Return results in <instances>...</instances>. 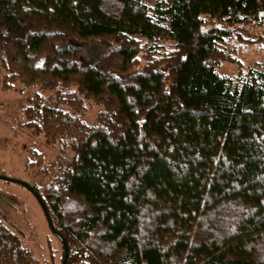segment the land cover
Returning a JSON list of instances; mask_svg holds the SVG:
<instances>
[{
	"label": "trees",
	"instance_id": "16d2710c",
	"mask_svg": "<svg viewBox=\"0 0 264 264\" xmlns=\"http://www.w3.org/2000/svg\"><path fill=\"white\" fill-rule=\"evenodd\" d=\"M259 11L0 0V85L36 86L20 125L54 147L44 162L26 146L48 176L23 181L55 216L65 264H264V62L243 69L225 47ZM28 237L0 208V264L48 261Z\"/></svg>",
	"mask_w": 264,
	"mask_h": 264
},
{
	"label": "rangeland",
	"instance_id": "374dc122",
	"mask_svg": "<svg viewBox=\"0 0 264 264\" xmlns=\"http://www.w3.org/2000/svg\"><path fill=\"white\" fill-rule=\"evenodd\" d=\"M263 17L264 13L260 18ZM234 31L239 33H235L236 37L228 39L225 47L227 52L241 63L243 69L264 62V22L253 20L236 27ZM236 69L233 63H223V71L233 73ZM22 85L18 82L9 88H2L0 85V174L4 173L10 178L26 180L40 187L48 174L40 173L36 166H25L26 146H35L41 151L44 162L52 159L54 147L51 143L43 142L40 136L33 135L28 128L20 125V102L28 93L36 89L35 85ZM93 111L94 108L89 111V118L92 117ZM0 192L4 197L12 194L18 200L5 210L10 219L29 235L30 245L40 252L44 260H48L43 261L42 264H57L59 243L51 234L34 196L22 185L2 178H0ZM49 214L55 221V216H52L50 212ZM51 246L55 249L52 259L48 253V247Z\"/></svg>",
	"mask_w": 264,
	"mask_h": 264
},
{
	"label": "water",
	"instance_id": "95a60500",
	"mask_svg": "<svg viewBox=\"0 0 264 264\" xmlns=\"http://www.w3.org/2000/svg\"><path fill=\"white\" fill-rule=\"evenodd\" d=\"M264 13V11H259V15L262 16ZM0 178L2 179H6V180H10V181H13V182H16L20 185H23L24 187H26L29 191H31L35 197L37 198V200L39 201V203L41 204L43 210H44V213H45V216H46V219H47V223H48V227L50 229V231L54 234H56L57 236H60L61 240H62V245H63V255H62V261H61V264H65L66 263V258H67V255H68V247L66 245V242L65 240L62 238V236L59 234V232L54 228L53 224H52V221H51V218H50V215H49V212L47 211L45 205H44V202L43 200L41 199V197L39 196V194L33 190L32 186L30 184H28L27 182L23 181V180H20V179H17V178H10V177H7V176H3L0 174Z\"/></svg>",
	"mask_w": 264,
	"mask_h": 264
},
{
	"label": "flooded vegetation",
	"instance_id": "af4514ba",
	"mask_svg": "<svg viewBox=\"0 0 264 264\" xmlns=\"http://www.w3.org/2000/svg\"><path fill=\"white\" fill-rule=\"evenodd\" d=\"M23 186V185H22ZM24 187V186H23ZM26 190H28L26 187H24ZM29 191V190H28ZM34 198L36 199L35 195L29 191ZM4 199V200H3ZM37 200V199H36ZM17 199L16 197H14L12 194L6 195V197H4V195L2 194L0 197V208L3 209L5 212H7L5 209L6 207H10L13 206L15 203H17ZM39 203V201H37ZM41 210L44 212L42 206H40ZM8 213V212H7ZM45 214V213H44Z\"/></svg>",
	"mask_w": 264,
	"mask_h": 264
}]
</instances>
